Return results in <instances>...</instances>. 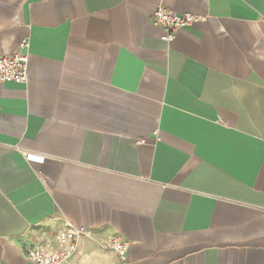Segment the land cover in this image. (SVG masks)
I'll list each match as a JSON object with an SVG mask.
<instances>
[{"label":"crops","instance_id":"0c3cea01","mask_svg":"<svg viewBox=\"0 0 264 264\" xmlns=\"http://www.w3.org/2000/svg\"><path fill=\"white\" fill-rule=\"evenodd\" d=\"M158 6L201 21L166 43ZM22 44L27 82L0 84V264L67 224L69 264H264V0H0V56Z\"/></svg>","mask_w":264,"mask_h":264},{"label":"built area","instance_id":"2783aa9c","mask_svg":"<svg viewBox=\"0 0 264 264\" xmlns=\"http://www.w3.org/2000/svg\"><path fill=\"white\" fill-rule=\"evenodd\" d=\"M201 17L191 14H177L158 6L149 17L152 26L163 31L161 40L171 43L175 33L199 24ZM21 51L10 56H0V84H25L28 79V57L25 50L27 44L20 45ZM141 140L139 144H144ZM43 162L41 157L28 156L27 159ZM85 235V230L69 224L55 239V245H32L25 252L27 261L32 264H69L72 260L79 240ZM103 250L112 251L122 262L127 259L129 243L120 238H111L101 243Z\"/></svg>","mask_w":264,"mask_h":264}]
</instances>
